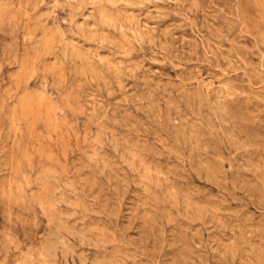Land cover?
Returning a JSON list of instances; mask_svg holds the SVG:
<instances>
[{"label":"rangeland","instance_id":"obj_1","mask_svg":"<svg viewBox=\"0 0 264 264\" xmlns=\"http://www.w3.org/2000/svg\"><path fill=\"white\" fill-rule=\"evenodd\" d=\"M0 264H264V0H0Z\"/></svg>","mask_w":264,"mask_h":264},{"label":"bare ground","instance_id":"obj_2","mask_svg":"<svg viewBox=\"0 0 264 264\" xmlns=\"http://www.w3.org/2000/svg\"><path fill=\"white\" fill-rule=\"evenodd\" d=\"M45 87V86H44ZM50 203V202H49ZM52 217V216H51ZM59 217V216H58ZM73 225V224H72ZM75 229V228H74ZM83 230V229H82ZM53 233V232H52ZM60 234V233H59ZM55 236V235H54ZM48 242V241H47ZM43 244V243H42ZM54 247V246H53ZM100 256V255H99ZM55 258V257H54ZM118 258V257H117ZM52 259V258H51ZM69 263V262H68Z\"/></svg>","mask_w":264,"mask_h":264}]
</instances>
